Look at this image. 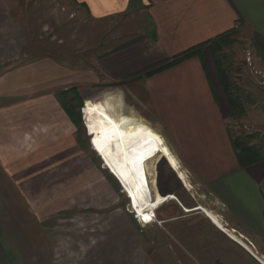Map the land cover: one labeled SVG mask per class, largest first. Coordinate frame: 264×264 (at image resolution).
Instances as JSON below:
<instances>
[{"label": "rangeland", "instance_id": "rangeland-1", "mask_svg": "<svg viewBox=\"0 0 264 264\" xmlns=\"http://www.w3.org/2000/svg\"><path fill=\"white\" fill-rule=\"evenodd\" d=\"M6 2L10 13L0 22V88L8 71L24 76L17 78L20 86L10 94L0 93V220L9 223L0 230V264H14L17 240L20 249L29 244L36 253L50 256L49 264H264V236L239 224L226 203L182 160L187 187L160 161L161 191L174 198L156 208L153 222L140 223L124 188L110 173L107 138L99 133L127 114L90 116L89 131L86 127L85 99L108 92L120 96L121 107L150 123L137 96L127 91L130 80L100 79L90 65L118 45L144 37L148 26L143 17L118 16L108 24L91 20L70 0ZM257 37L238 29L200 51L226 99L231 137L264 150V44ZM221 74L241 98L244 112L230 108ZM161 131L171 146L167 130ZM198 204L243 237L217 228L200 209L185 210Z\"/></svg>", "mask_w": 264, "mask_h": 264}, {"label": "crops", "instance_id": "crops-1", "mask_svg": "<svg viewBox=\"0 0 264 264\" xmlns=\"http://www.w3.org/2000/svg\"><path fill=\"white\" fill-rule=\"evenodd\" d=\"M70 1L84 8L91 20L109 24L118 16L138 13L148 26L144 37L118 45L116 50L94 58L90 65L100 79L116 83L130 80L127 91L137 96L140 112L151 124L121 107L120 96L108 92L99 99H85L89 117L120 113L127 117L111 121L99 133L108 140L136 126L150 127L160 134L161 129L167 130L173 146L168 145L177 159L185 161L217 193L239 224L263 237L264 160L247 167L239 164L227 126L226 99L203 50L152 75H132L230 31L245 28L264 40V0ZM7 6L6 0H0V22L10 13ZM2 76L9 77L2 82L0 93L10 94L20 86L17 78L24 75L12 70ZM2 80L0 77V83ZM3 174L0 167V178ZM7 225L6 220H0V230ZM18 243L13 246L14 264L51 262L50 256L36 253L29 244L20 249Z\"/></svg>", "mask_w": 264, "mask_h": 264}, {"label": "bare ground", "instance_id": "bare-ground-1", "mask_svg": "<svg viewBox=\"0 0 264 264\" xmlns=\"http://www.w3.org/2000/svg\"><path fill=\"white\" fill-rule=\"evenodd\" d=\"M104 148L110 173L124 188L130 208L139 217L149 219L156 208L174 198L172 193L161 191L158 179L160 161H165L187 187L185 171L179 160L162 134L153 128L136 126L122 130L106 140ZM196 209L202 210L214 226L228 232L230 236L238 239L243 237L241 234L236 235V231L229 229L218 215L201 205L185 208L187 212Z\"/></svg>", "mask_w": 264, "mask_h": 264}, {"label": "trees", "instance_id": "trees-1", "mask_svg": "<svg viewBox=\"0 0 264 264\" xmlns=\"http://www.w3.org/2000/svg\"><path fill=\"white\" fill-rule=\"evenodd\" d=\"M225 35L226 34H223L221 36H218L217 38H214V39H211L207 42H204L203 44H200V45H197L193 48H190L187 51H185L184 53H182L178 56H174L171 60L165 61L159 67L151 68V69L145 71L143 75L149 76V75H152L156 72H159V71H162L166 68H169V67L181 62L182 60H184L188 57H191L192 55L200 52V50L205 45H212V44L216 43V41H218V39H221ZM257 39L260 43L264 44V40L262 38L257 37ZM116 49L117 48H114L113 51ZM220 81H221V84L226 91V94H228L227 96L229 99V106L232 109V111H234V113L235 112H237V113L244 112V106H243L242 100H241V98H239L238 94L232 93L231 84L228 82V80H226V76L221 74ZM82 114L84 117L86 127L89 131L90 118H89L88 111H87L85 104L83 105ZM232 144L236 150V156H237L238 162L242 167H247V166L253 165L255 163H258V162L264 160V150L262 148H259L253 144L245 143L244 140H242L239 137L232 138Z\"/></svg>", "mask_w": 264, "mask_h": 264}, {"label": "built area", "instance_id": "built-area-1", "mask_svg": "<svg viewBox=\"0 0 264 264\" xmlns=\"http://www.w3.org/2000/svg\"><path fill=\"white\" fill-rule=\"evenodd\" d=\"M261 82H262V84L264 85V72H262L261 74ZM263 193H264V183H263ZM137 216V220L140 222V223H142V224H148V223H150V222H153L154 221V218H155V214L153 213L152 214V216L149 218V219H145V218H143V217H139L138 215H137V213H135V217Z\"/></svg>", "mask_w": 264, "mask_h": 264}]
</instances>
